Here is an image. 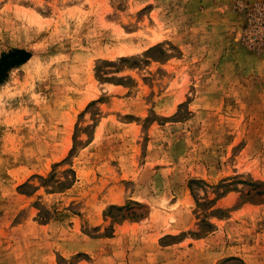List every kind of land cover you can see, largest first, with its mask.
I'll list each match as a JSON object with an SVG mask.
<instances>
[{
  "label": "rangeland",
  "instance_id": "374dc122",
  "mask_svg": "<svg viewBox=\"0 0 264 264\" xmlns=\"http://www.w3.org/2000/svg\"><path fill=\"white\" fill-rule=\"evenodd\" d=\"M0 264H264V0H0Z\"/></svg>",
  "mask_w": 264,
  "mask_h": 264
},
{
  "label": "trees",
  "instance_id": "16d2710c",
  "mask_svg": "<svg viewBox=\"0 0 264 264\" xmlns=\"http://www.w3.org/2000/svg\"><path fill=\"white\" fill-rule=\"evenodd\" d=\"M30 58V54L25 50L14 49L0 56V84L4 81L6 74L12 68H16Z\"/></svg>",
  "mask_w": 264,
  "mask_h": 264
}]
</instances>
